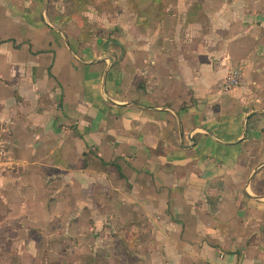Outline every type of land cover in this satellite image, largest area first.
Masks as SVG:
<instances>
[{"label":"crops","instance_id":"1","mask_svg":"<svg viewBox=\"0 0 264 264\" xmlns=\"http://www.w3.org/2000/svg\"><path fill=\"white\" fill-rule=\"evenodd\" d=\"M120 1L0 0V258L264 264V0Z\"/></svg>","mask_w":264,"mask_h":264},{"label":"rangeland","instance_id":"2","mask_svg":"<svg viewBox=\"0 0 264 264\" xmlns=\"http://www.w3.org/2000/svg\"><path fill=\"white\" fill-rule=\"evenodd\" d=\"M63 1L65 12L67 13V9L70 11L69 13L75 12L77 18L85 24V27L87 26L90 28V37H93L94 35H109L107 28H109L111 24L116 23L118 19L123 18L120 14H117L120 9L119 5H121L120 0H60V2ZM151 1L157 3L160 9L163 8L162 0L160 2L154 0ZM11 241L12 244H16L15 248L16 251H18L20 247L24 248L22 243L26 240L10 239L7 242L9 244L8 247L10 246ZM11 248L13 247L9 248V253ZM7 253L0 258V264H8V262H11V264H21L19 258H14Z\"/></svg>","mask_w":264,"mask_h":264},{"label":"built area","instance_id":"3","mask_svg":"<svg viewBox=\"0 0 264 264\" xmlns=\"http://www.w3.org/2000/svg\"><path fill=\"white\" fill-rule=\"evenodd\" d=\"M241 82V74L240 71H234L230 77L226 79V81L222 84V87L225 91H228L238 85Z\"/></svg>","mask_w":264,"mask_h":264},{"label":"trees","instance_id":"4","mask_svg":"<svg viewBox=\"0 0 264 264\" xmlns=\"http://www.w3.org/2000/svg\"><path fill=\"white\" fill-rule=\"evenodd\" d=\"M154 1H156V2H160L161 0H154Z\"/></svg>","mask_w":264,"mask_h":264}]
</instances>
